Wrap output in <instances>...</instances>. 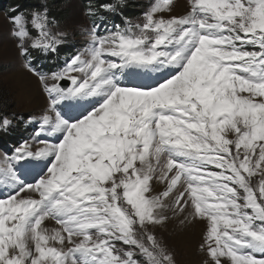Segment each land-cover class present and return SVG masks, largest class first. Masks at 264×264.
I'll return each instance as SVG.
<instances>
[{"label": "snow or ice", "instance_id": "snow-or-ice-1", "mask_svg": "<svg viewBox=\"0 0 264 264\" xmlns=\"http://www.w3.org/2000/svg\"><path fill=\"white\" fill-rule=\"evenodd\" d=\"M175 3L104 23L125 0H89L63 58L46 5L7 10L46 105L0 153V264H177L155 230L179 215L205 264H264V0Z\"/></svg>", "mask_w": 264, "mask_h": 264}, {"label": "rangeland", "instance_id": "rangeland-1", "mask_svg": "<svg viewBox=\"0 0 264 264\" xmlns=\"http://www.w3.org/2000/svg\"><path fill=\"white\" fill-rule=\"evenodd\" d=\"M59 1L57 8L61 12L62 19H56L68 33L67 38L71 36L72 41L82 44L86 39L85 30L88 25L82 14L81 1ZM125 2L126 11L132 14L131 18H135L148 6L150 0H125ZM184 3L185 0H176L172 14H181L185 10ZM6 13L7 11L0 9V84L8 92V103L2 109L5 110L9 106L13 112L39 115L46 105V99L39 81L23 67V61L17 55L16 41L9 36L11 25ZM3 115L9 116V114ZM160 187L154 185L155 189ZM183 219V215L172 216L162 228L158 227L155 233L174 253L177 264H205L207 257L199 248L204 224L202 222L182 224ZM49 221L46 226L55 227L54 221Z\"/></svg>", "mask_w": 264, "mask_h": 264}, {"label": "trees", "instance_id": "trees-1", "mask_svg": "<svg viewBox=\"0 0 264 264\" xmlns=\"http://www.w3.org/2000/svg\"><path fill=\"white\" fill-rule=\"evenodd\" d=\"M80 1L82 5H83V2H89V0H80ZM59 2H60L59 0H0V9H3V7H5L4 10L7 11L10 7L14 5H19L20 9L22 10H30L35 7L46 5L47 8L49 9L50 16L58 18V19H62V17L60 16L61 12L57 8V5ZM91 2L95 3L98 6L100 3L104 2V0H91ZM127 13H128V16L130 17L132 16V14H130L128 11ZM76 36L77 35H75V37ZM70 37L71 36L67 38V44L71 42ZM67 44L66 46L61 47L60 52H66L68 50ZM7 101H8V92L6 91L5 87H3L0 84V115L9 114L13 112L11 111L9 106H7L5 110L2 109L3 106L7 105L8 103ZM22 114L25 115L24 113ZM18 132H19L18 129L12 128V129H9L7 133H0V143H3L4 146L6 145L7 142H9L10 144H13L14 143L13 136L15 135V133L18 134Z\"/></svg>", "mask_w": 264, "mask_h": 264}, {"label": "bare ground", "instance_id": "bare-ground-1", "mask_svg": "<svg viewBox=\"0 0 264 264\" xmlns=\"http://www.w3.org/2000/svg\"><path fill=\"white\" fill-rule=\"evenodd\" d=\"M50 222V221H49Z\"/></svg>", "mask_w": 264, "mask_h": 264}]
</instances>
